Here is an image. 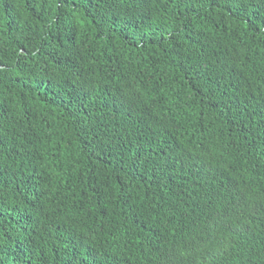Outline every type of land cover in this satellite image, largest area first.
Masks as SVG:
<instances>
[{
	"label": "trees",
	"instance_id": "16d2710c",
	"mask_svg": "<svg viewBox=\"0 0 264 264\" xmlns=\"http://www.w3.org/2000/svg\"><path fill=\"white\" fill-rule=\"evenodd\" d=\"M0 264H264V0H0Z\"/></svg>",
	"mask_w": 264,
	"mask_h": 264
}]
</instances>
